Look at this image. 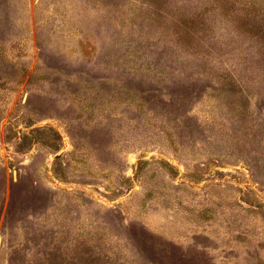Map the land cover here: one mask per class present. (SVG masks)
<instances>
[{
    "label": "rangeland",
    "instance_id": "1",
    "mask_svg": "<svg viewBox=\"0 0 264 264\" xmlns=\"http://www.w3.org/2000/svg\"><path fill=\"white\" fill-rule=\"evenodd\" d=\"M0 264H264V0H0Z\"/></svg>",
    "mask_w": 264,
    "mask_h": 264
}]
</instances>
